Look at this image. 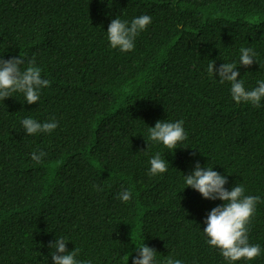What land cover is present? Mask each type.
Wrapping results in <instances>:
<instances>
[{
	"label": "trees",
	"instance_id": "obj_1",
	"mask_svg": "<svg viewBox=\"0 0 264 264\" xmlns=\"http://www.w3.org/2000/svg\"><path fill=\"white\" fill-rule=\"evenodd\" d=\"M140 15L152 23L134 49L111 48V20ZM241 48L256 63L239 65ZM19 55L51 83L35 104L0 100V264H53L61 237L85 264H132L142 244L158 264H230L203 232L223 202L186 187L196 162L260 197L248 237L261 254L231 264H264V100L236 103L207 71L236 63L246 89L264 81V0H0V57ZM29 117L58 127L28 135ZM162 120L184 122L174 151L144 141ZM157 153L168 170L149 175Z\"/></svg>",
	"mask_w": 264,
	"mask_h": 264
},
{
	"label": "clouds",
	"instance_id": "obj_2",
	"mask_svg": "<svg viewBox=\"0 0 264 264\" xmlns=\"http://www.w3.org/2000/svg\"><path fill=\"white\" fill-rule=\"evenodd\" d=\"M151 23L152 18L149 15H140L130 22L119 18L112 19L107 29L110 47L121 52L132 51L136 37ZM256 55L252 48H241L239 65L250 67L256 63ZM214 63L213 61L208 65L207 71L215 77L218 76L220 83L230 82L233 101L238 104L250 103L257 108L261 106V101L264 100V81H258V86L248 90L244 87L243 81L238 79L240 73L236 63H222L218 68ZM22 65L26 66L22 69ZM50 83L49 80L42 78L41 69L35 65L34 59L26 61L20 55L10 59L0 57V100L12 97L14 92H20L24 94L28 104H35L40 98V90L49 87ZM183 123L182 120L174 123L157 121L154 127H149V133L144 141H153L174 151L178 144L187 139ZM22 125L28 135L51 133L58 127L54 118L41 123L29 117L22 120ZM46 155L44 151L33 152L31 159L39 164ZM149 163V175L153 176L165 173L169 167V163L162 159L159 153L151 157ZM184 179L186 187L197 191L203 198L223 202L212 208L204 221L206 227L203 232L208 238L207 243L218 248L230 264L241 259L251 261L258 257L261 254V247L249 243L248 232L260 197L246 195L243 185H235L231 190L226 189L225 185L228 183L226 176L213 171L212 167H201L199 162L195 163L194 169L188 175H184ZM94 188L97 191L103 190L98 185H94ZM118 198L127 203L132 199V193L125 189L118 194ZM66 243L67 241L62 237L49 243L48 247L54 250L50 255L53 264H85L76 259L79 249L68 251ZM136 252L132 264H158L157 252L154 248L142 244L136 248ZM164 264H182V262L169 257Z\"/></svg>",
	"mask_w": 264,
	"mask_h": 264
}]
</instances>
